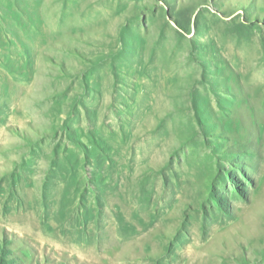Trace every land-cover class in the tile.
<instances>
[{
  "label": "rangeland",
  "instance_id": "obj_1",
  "mask_svg": "<svg viewBox=\"0 0 264 264\" xmlns=\"http://www.w3.org/2000/svg\"><path fill=\"white\" fill-rule=\"evenodd\" d=\"M247 95L264 0H0V264H264Z\"/></svg>",
  "mask_w": 264,
  "mask_h": 264
},
{
  "label": "bare ground",
  "instance_id": "obj_2",
  "mask_svg": "<svg viewBox=\"0 0 264 264\" xmlns=\"http://www.w3.org/2000/svg\"><path fill=\"white\" fill-rule=\"evenodd\" d=\"M245 97H246V100H244V101L245 102H248L249 105L250 104L253 105V107L250 106V107H248V109H250L251 111H253L252 113H254V111L257 110L258 112H260L262 114V116L264 118V99L262 101H259V100H256L254 98H249V95H247ZM252 100H254V101H252ZM263 118H262V121L264 122Z\"/></svg>",
  "mask_w": 264,
  "mask_h": 264
}]
</instances>
